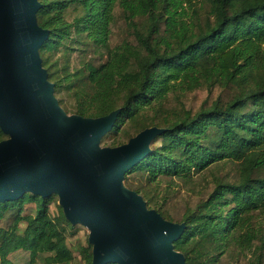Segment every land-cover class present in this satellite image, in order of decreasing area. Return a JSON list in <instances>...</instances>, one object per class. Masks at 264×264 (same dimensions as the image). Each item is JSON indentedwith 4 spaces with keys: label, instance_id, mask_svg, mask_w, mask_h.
Instances as JSON below:
<instances>
[{
    "label": "trees",
    "instance_id": "1",
    "mask_svg": "<svg viewBox=\"0 0 264 264\" xmlns=\"http://www.w3.org/2000/svg\"><path fill=\"white\" fill-rule=\"evenodd\" d=\"M39 3L37 24L47 30V37L38 53L47 79L55 81L54 96L61 90V81L49 71L52 49L71 54L76 44H85L89 52L106 45L117 7L134 31L137 46L124 41L108 51L102 64L85 62L64 79H69L68 88L85 102L76 113L98 118L118 110L105 136H116L122 125L130 123H138L139 133L149 128L141 118L148 108L162 105L170 93L192 91L203 82L248 86L227 102L184 108L170 117L123 179H186L222 161L236 162L237 180L216 182L205 199L186 204L181 212L154 202L144 183L135 191L143 195L149 209L155 207L165 220L183 225L173 247L186 264H216V256L230 254L232 249L249 253L248 264H263L264 229L256 221V212L264 215V0H200L202 5L209 4V12L199 29L197 0ZM136 18L147 27H140ZM10 137L0 124V141ZM56 193L28 190L0 201V264H70L76 260L63 224L73 226L79 221H72L62 204L59 216H52L48 203ZM90 242L82 250L85 264H94L95 245Z\"/></svg>",
    "mask_w": 264,
    "mask_h": 264
},
{
    "label": "water",
    "instance_id": "2",
    "mask_svg": "<svg viewBox=\"0 0 264 264\" xmlns=\"http://www.w3.org/2000/svg\"><path fill=\"white\" fill-rule=\"evenodd\" d=\"M39 0H0V201L32 190L56 191L66 215L90 226L94 264H186L173 240L183 225L150 210L122 180L163 129L149 127L128 143L99 148L118 110L98 118L68 117L53 95L38 48Z\"/></svg>",
    "mask_w": 264,
    "mask_h": 264
},
{
    "label": "rangeland",
    "instance_id": "3",
    "mask_svg": "<svg viewBox=\"0 0 264 264\" xmlns=\"http://www.w3.org/2000/svg\"><path fill=\"white\" fill-rule=\"evenodd\" d=\"M198 15L196 18L197 29L199 26H205L208 18L209 4L200 3L197 0ZM71 15L69 19H71ZM139 26L143 25L147 27V23L141 19L136 18ZM111 32L106 45L101 47L94 46L92 52L87 51L85 44H76V49L71 51V54L64 52L62 48L52 49L48 53L50 72L54 74V77L61 81V90L55 94L56 99L59 101V106L63 109L68 117L83 116L76 113V108L84 101L79 98L77 92L74 89L68 88L69 79L64 80L68 73L75 72L85 62H91L95 65H100L109 55V50L121 45L124 41L130 42L133 46L138 45V40L125 18V14L120 7L115 9V19L111 23ZM146 34L149 30H144ZM162 34L166 32L162 29ZM82 39L87 42L85 34L82 35ZM49 74V73H48ZM49 81L54 84L55 81ZM245 84L240 86L235 85H219V84H208L203 82L199 87L190 91H178L170 93L169 96L164 100L162 105H155L152 108H148L147 115L141 118V121L148 122V127H162L168 124L170 117L178 112H182L184 108H199L200 106H210L215 101L227 102L231 100L239 91L246 90ZM121 98L118 100L120 104ZM85 103V102H84ZM87 117V116H85ZM89 118V117H87ZM138 123H130L122 125L121 131L116 136L108 134L103 135L100 142L99 148L111 149L121 146L120 143H128L132 138L137 136ZM131 136V137H130ZM104 137V138H103ZM11 138V137H10ZM161 139L157 140L159 143ZM125 143V144H126ZM151 144V143H150ZM152 145V144H151ZM239 178V170L236 162L228 160L222 161L217 165H213L205 170L196 172L191 178H167L163 177L159 181H147L143 176H135L130 181L122 180V184L129 190L135 191L136 187L144 183L150 195H152L154 202L157 204L165 203V207L171 210L184 211L188 206L186 204H194L200 199H205L208 194L213 190L216 182L223 181H234ZM140 194L142 197L143 195ZM52 200L48 203L50 213L54 217L59 216L58 205L61 204L60 194H55ZM144 198V197H143ZM146 201V199H144ZM150 210H157L155 207ZM256 221H261V228L264 229V215L259 214L257 211ZM23 224L22 226H24ZM70 226L66 223L63 224L66 233L67 245L72 249L75 259L70 264H85L83 258V247L91 244L93 239L96 240L93 230L90 226L85 223L79 222ZM232 249L231 253L227 251L221 256L216 258L218 262L216 264H248L247 260L250 254H244ZM40 263V262H39ZM264 264V256H263Z\"/></svg>",
    "mask_w": 264,
    "mask_h": 264
}]
</instances>
